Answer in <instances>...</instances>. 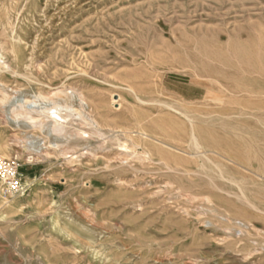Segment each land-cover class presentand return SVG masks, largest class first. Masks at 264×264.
Here are the masks:
<instances>
[{
    "label": "rangeland",
    "instance_id": "1",
    "mask_svg": "<svg viewBox=\"0 0 264 264\" xmlns=\"http://www.w3.org/2000/svg\"><path fill=\"white\" fill-rule=\"evenodd\" d=\"M0 45V95L66 115L47 135L0 105L22 174L0 180V264H264V231L221 218L264 229V0H0Z\"/></svg>",
    "mask_w": 264,
    "mask_h": 264
},
{
    "label": "bare ground",
    "instance_id": "2",
    "mask_svg": "<svg viewBox=\"0 0 264 264\" xmlns=\"http://www.w3.org/2000/svg\"><path fill=\"white\" fill-rule=\"evenodd\" d=\"M9 33L8 36L10 39L14 40V37L12 34L15 32L14 26L12 24H9L8 28ZM3 54L2 51V46L0 45V56ZM193 74V73H192ZM133 90V89H132ZM134 92V91H132ZM135 94V93H134ZM55 95V94H54ZM53 95V96H54ZM223 95V94H222ZM52 96V95H51ZM51 96L44 95L42 93H38L34 100L27 102L25 100H12L10 101V96L7 93H1L0 95V105H3L5 103H9V106L7 108V113L9 114V117L12 118L14 121H18L19 119L25 120L30 126L33 128L37 129H42L46 128V134L48 135L49 133H56V134H62L65 132V127H64V119L66 118V115L62 113V110L60 108L62 103H59L55 101ZM78 96V94H77ZM80 96V95H79ZM57 97V96H56ZM215 98V97H214ZM26 99V98H25ZM80 99V98H79ZM27 100V99H26ZM140 100V99H139ZM80 101V100H79ZM154 102V101H153ZM150 103V102H149ZM158 103V102H157ZM163 104V103H162ZM189 105V104H188ZM197 106V105H196ZM71 107V106H70ZM179 107V106H178ZM208 107V106H206ZM210 107V106H209ZM170 108V107H169ZM210 115V114H209ZM77 116V114H76ZM81 116V115H79ZM82 117V116H81ZM187 118V117H186ZM190 118V117H189ZM83 119V118H82ZM88 121V126H93V129L95 130V133H98V136L100 135V130L98 123L96 120L89 114L88 117L86 118ZM191 120V119H190ZM85 121V120H83ZM86 122V121H85ZM85 124V123H84ZM190 125V124H189ZM192 125V124H191ZM83 126V125H82ZM86 127V125H85ZM138 134L143 135V140H150L153 139L152 134L148 133V129L140 124V127L138 128ZM40 131V130H39ZM90 132V131H89ZM88 132L85 130H78L76 134L78 136H84ZM104 133V132H102ZM118 133V132H117ZM136 133V132H135ZM89 134V133H88ZM231 134V133H230ZM129 135V134H128ZM90 136V135H88ZM96 136V135H95ZM105 136V135H104ZM104 141V140H103ZM131 142V148L136 151L137 147L140 146V143L135 142L133 139H130ZM157 143H160L162 145L163 141L156 139ZM104 143V142H103ZM106 143V142H105ZM44 144V149L46 148H57L59 147V144L57 143V140L53 141H46L43 143ZM188 144L190 148L196 151V154H200L203 150V148L206 147V145L198 140V137L194 132L190 133V137L188 139ZM122 147L127 148L125 142L123 144H120ZM156 145V144H155ZM118 146V145H117ZM157 147V153H153L152 150L149 148H145L142 150V158L145 159V161H151V162H156L159 167H164L169 169L170 165L167 164V162L161 161L162 157V148L156 145ZM224 147V146H223ZM130 148V149H131ZM128 149V148H127ZM205 150V149H204ZM203 150V151H204ZM68 151V150H67ZM212 152H215L214 147L211 149ZM37 154L42 155L46 154L47 152H41V149H38ZM4 153V152H3ZM120 153V152H119ZM129 153V152H128ZM127 153V154H128ZM123 155V153H121ZM134 154V153H133ZM195 154V155H196ZM212 154V153H211ZM68 155V154H67ZM31 156V155H30ZM69 156V155H68ZM131 156V155H129ZM37 157V156H36ZM40 157V156H39ZM67 157V156H66ZM30 158V157H29ZM129 158V157H128ZM139 158V157H138ZM38 159V158H36ZM35 160V159H33ZM263 160V159H262ZM144 161V160H143ZM129 165V164H127ZM220 165V164H219ZM206 167V166H205ZM208 169V168H207ZM137 171V170H136ZM172 171V170H171ZM175 171V170H174ZM177 171V170H176ZM220 172V171H219ZM193 173V172H191ZM198 173V172H197ZM220 174V173H219ZM214 184V183H213ZM215 186V184H214ZM243 192V191H242ZM200 202V201H199ZM199 205V203H197ZM254 206V205H253ZM212 209V208H210ZM213 210V209H212ZM223 220H232L233 224L231 226L226 227V229L229 230H234L236 236H244L248 233L249 227L254 228V229H260V231H264L263 228L257 227L251 220H241L237 219L235 217L229 219L226 216H221ZM254 219V218H253Z\"/></svg>",
    "mask_w": 264,
    "mask_h": 264
},
{
    "label": "built area",
    "instance_id": "3",
    "mask_svg": "<svg viewBox=\"0 0 264 264\" xmlns=\"http://www.w3.org/2000/svg\"><path fill=\"white\" fill-rule=\"evenodd\" d=\"M19 167L20 164L15 158L0 157V180L6 195H16L22 190L20 182L22 174Z\"/></svg>",
    "mask_w": 264,
    "mask_h": 264
}]
</instances>
